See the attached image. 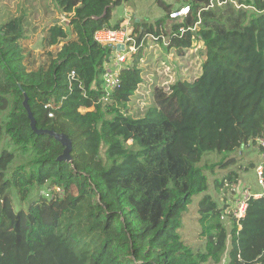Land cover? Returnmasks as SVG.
<instances>
[{"label":"trees","instance_id":"1","mask_svg":"<svg viewBox=\"0 0 264 264\" xmlns=\"http://www.w3.org/2000/svg\"><path fill=\"white\" fill-rule=\"evenodd\" d=\"M124 1L55 0L72 14L68 28H48L44 51L29 46L24 16L0 22V264H252L264 254V192L249 199L244 217L232 215L229 228L225 208L207 191L210 174L216 191L232 190L239 171L230 168L237 162L230 153L264 134V0L209 8L210 0H185L190 13L160 44L180 57L200 50L201 73L155 86L137 116L130 103L143 82L138 55L120 88L100 101L112 48L94 34L121 26L124 18L111 20ZM158 3L164 17L133 21L139 39L167 34L174 7ZM25 93L38 128L72 139L71 161L58 160L62 143L33 131ZM207 152L224 155L208 163ZM53 187L63 195L40 191ZM201 193L203 250L180 233L183 213ZM15 198H31L28 208L16 209Z\"/></svg>","mask_w":264,"mask_h":264},{"label":"rangeland","instance_id":"2","mask_svg":"<svg viewBox=\"0 0 264 264\" xmlns=\"http://www.w3.org/2000/svg\"><path fill=\"white\" fill-rule=\"evenodd\" d=\"M167 4L173 5L177 8L185 3V0H164ZM24 16V27L28 35L29 46L35 51H44L46 49L43 45V39L47 34L48 28L60 23L69 27L70 13L62 11L56 5L55 0H0V22L4 23L11 19ZM166 10L158 3V0H125L123 3L113 7V18L111 23L114 24L118 20L124 18L129 22L130 30L134 32L135 24L133 21L137 19L143 22H154L155 20L164 17ZM166 21L165 28L167 33L171 31L173 22ZM124 23V22H123ZM201 42L197 43V48ZM147 44L145 48L140 49L130 58L131 65L134 57L138 55V66L141 68L143 82L140 84L137 92L133 96L130 109L131 114L137 116L143 113L144 109L153 102L152 90L155 86L167 87L177 78L192 79L201 73V63L203 55L200 50H191L193 52L187 53L180 57L174 50L166 51L161 44L157 46ZM51 49V48H50ZM92 108L82 107V113L91 110ZM224 155V154H222ZM222 155L217 152H207L204 159H209L208 163L216 162ZM230 156H235L236 163L231 164L230 168L239 171V181L235 184L237 188L236 195L243 188L250 189L251 192H263L264 188L258 183V176L255 167L252 166L251 161L255 163L260 162L261 156L256 145H245L240 149L230 153ZM218 170V169H217ZM211 177V187L207 193H211L217 198L220 207L225 210L230 209L232 204L233 193L232 189H223L216 191L213 183V176ZM40 191L45 192L43 188ZM39 191V192H40ZM205 193L197 194L193 197V201L189 204L187 210L182 215L183 226L180 230L183 239L197 249H205L206 237L202 234L201 224L199 222V200ZM235 194V193H234ZM242 194V193H241ZM240 197V196H238ZM31 198L22 202L20 199H14V206L16 209H27ZM225 205V206H224ZM232 214L226 213L223 221L230 228L232 223ZM214 264V263H206ZM224 264V261L222 262Z\"/></svg>","mask_w":264,"mask_h":264},{"label":"built area","instance_id":"3","mask_svg":"<svg viewBox=\"0 0 264 264\" xmlns=\"http://www.w3.org/2000/svg\"><path fill=\"white\" fill-rule=\"evenodd\" d=\"M228 1L233 2L237 7H240L236 0H210L208 5L209 7H213L216 4L223 5ZM242 6H245L242 4ZM191 11V7L189 4L181 5L175 9H173L169 14V22H174L177 18L187 16ZM200 16V13H199ZM200 23V20L197 21L194 27H188L191 30H195L197 24ZM186 30L185 27L181 26L179 31L181 34L184 33ZM167 32V31H166ZM173 31L169 33H161V34H145L140 39L138 37V33L133 34V31L130 30L129 22L126 21L122 23L119 28H108L104 27L97 30L94 34V38L102 45L108 46L112 48V53L108 57L107 61L105 62V70L103 73V95L100 101H109L111 95L121 86L122 81V71L125 67L129 66L130 58L133 57L140 49L146 47L147 44L157 46L160 43V40L163 42L164 45L169 44L171 36L173 35ZM199 43V42H198ZM123 46V48L117 49V45ZM202 42L200 46H202ZM198 46V47H200ZM76 79V71L72 70L69 74V81L72 83L73 80ZM51 103L47 104L46 107H52ZM82 109V107H80ZM82 111V110H81ZM49 116H53V112L49 111ZM245 146V145H243ZM256 147H258L260 151L261 160L255 166V170L258 176V183L264 188V134L263 136L256 139ZM236 185H233L232 189L233 192V201L230 205V209L226 210L222 214V219L226 213L232 214L237 219L244 217L246 208L248 205V201L251 197H260L262 196L263 192L254 193L251 192L250 189L243 188L239 193L236 195L237 191H235ZM235 193V194H234ZM242 193V194H241ZM56 194L59 196L63 195V189L60 187H53L51 191H45L46 197H54ZM240 196V197H238ZM232 216V217H233ZM264 263V254L260 255L252 264H263Z\"/></svg>","mask_w":264,"mask_h":264},{"label":"water","instance_id":"4","mask_svg":"<svg viewBox=\"0 0 264 264\" xmlns=\"http://www.w3.org/2000/svg\"><path fill=\"white\" fill-rule=\"evenodd\" d=\"M139 21V19H137ZM123 48L121 45H117V49ZM23 105L26 108L28 112V116L30 119V124L33 129V131L37 134H48L50 136H53L56 140H58L62 145L64 146V151L63 153L58 157V160H67L71 161L72 160V139L69 137L67 133L64 132H57L53 129H44V128H38L37 127V121L36 118L31 110L30 104H29V98L27 94L25 93V98L23 101Z\"/></svg>","mask_w":264,"mask_h":264},{"label":"crops","instance_id":"5","mask_svg":"<svg viewBox=\"0 0 264 264\" xmlns=\"http://www.w3.org/2000/svg\"><path fill=\"white\" fill-rule=\"evenodd\" d=\"M173 9H174V8H173ZM71 14H72V13H70V15H71ZM70 15H69V17H70ZM69 17H68V18H69ZM126 21H127V20L125 19L123 22L125 23ZM123 22H122V23H123ZM122 23H121V24H122ZM62 43H63V42H62ZM62 43H61V44H62ZM61 44H60V45H61ZM259 154H260V151H259ZM257 163H258V162H257ZM257 163H256V164H257ZM254 193H260V192H254Z\"/></svg>","mask_w":264,"mask_h":264},{"label":"bare ground","instance_id":"6","mask_svg":"<svg viewBox=\"0 0 264 264\" xmlns=\"http://www.w3.org/2000/svg\"><path fill=\"white\" fill-rule=\"evenodd\" d=\"M79 111H81V109L79 108Z\"/></svg>","mask_w":264,"mask_h":264}]
</instances>
